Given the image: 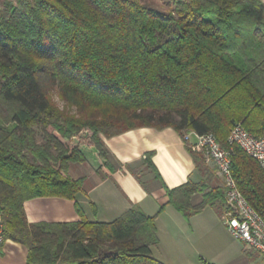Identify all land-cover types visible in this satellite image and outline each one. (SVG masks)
Segmentation results:
<instances>
[{
	"label": "trees",
	"instance_id": "trees-1",
	"mask_svg": "<svg viewBox=\"0 0 264 264\" xmlns=\"http://www.w3.org/2000/svg\"><path fill=\"white\" fill-rule=\"evenodd\" d=\"M173 5L163 14L138 0L0 2V223L26 247L27 264H164L151 253L163 207L98 223L76 203L83 179L69 166L86 162L91 147L107 163L102 137L169 127L228 148L237 124L264 135V1ZM189 151L202 172V155ZM144 164L160 179L149 156ZM231 173L264 220L257 162L234 148ZM166 195L185 219L225 205L223 187L190 180ZM49 197L74 201L80 220L28 223L24 203Z\"/></svg>",
	"mask_w": 264,
	"mask_h": 264
},
{
	"label": "crops",
	"instance_id": "crops-1",
	"mask_svg": "<svg viewBox=\"0 0 264 264\" xmlns=\"http://www.w3.org/2000/svg\"><path fill=\"white\" fill-rule=\"evenodd\" d=\"M102 141L108 151L107 163L91 147L83 149L86 162L69 166L72 178L83 179V189L77 195L76 203L87 221L110 223L135 206L151 217L163 207L155 220L158 244L151 247L153 257L160 262L196 264L198 259L205 258L204 262L208 264H262L258 254L257 259H252L248 254L249 249L222 226L221 231L230 237L231 243L238 250L237 261L232 259L237 250L231 251L220 246L215 229L222 223V207L216 211L215 207L208 206L200 213L185 219L174 207L167 204L166 189H174L189 180L208 188L222 187L219 181L221 179L212 165L205 164L202 172L197 170L188 144L178 132L169 127H143L110 138L102 137ZM191 141H194L193 137ZM147 156L160 179L145 166L144 160ZM200 200L201 196L198 194L191 199L193 204ZM208 209L214 214L207 212ZM24 211L28 223H70L80 220L74 201L56 197L26 201ZM206 220H210L211 224H207ZM205 228L208 231L207 245L212 248L215 245V249L204 255L201 243L197 242L200 247L194 248L191 256L188 255L185 251L187 244L194 247L196 237H193L197 235L200 239L201 230L205 231ZM0 264H27L26 247L7 240L0 247Z\"/></svg>",
	"mask_w": 264,
	"mask_h": 264
},
{
	"label": "built area",
	"instance_id": "built-area-1",
	"mask_svg": "<svg viewBox=\"0 0 264 264\" xmlns=\"http://www.w3.org/2000/svg\"><path fill=\"white\" fill-rule=\"evenodd\" d=\"M183 141L192 152L202 155L205 163L215 168L223 182L227 211L222 222L226 230L234 239L256 252L264 264V220L238 190L231 173L234 148L255 160L264 173V135L255 137L237 124L227 137L228 148L221 146L212 134L198 135L191 131L183 136ZM3 229L0 223V247L7 241Z\"/></svg>",
	"mask_w": 264,
	"mask_h": 264
},
{
	"label": "rangeland",
	"instance_id": "rangeland-1",
	"mask_svg": "<svg viewBox=\"0 0 264 264\" xmlns=\"http://www.w3.org/2000/svg\"><path fill=\"white\" fill-rule=\"evenodd\" d=\"M3 1H4V0H0V2H3ZM138 1H139L141 4H144V5L148 6V7H150L151 9H154L155 11L160 12V13H163V14H166V13L171 12L172 9L174 8L173 0H138ZM263 1H264V0H263ZM52 100H53V102H54V103H55L60 109H62V108L64 107V103H63L61 100H59V98L57 97L56 94H54V95L52 96ZM203 160H204V159H203ZM204 164L208 165L207 163H204ZM219 181H220V183H221L220 185L223 187V182H222V180H219ZM223 190H224V188H223ZM224 202H225V201H224ZM224 204H225V203H224ZM215 210H216V211H219V206L216 207ZM222 211H223V214H224L225 211H227V207H226V205H224V206L222 207ZM207 212H209V213L212 212V214H214V212H213L211 209H208ZM223 214H222V216H223ZM212 218H213V217H212ZM213 220L215 221L214 218H213ZM206 221H207V224L210 222V220H206ZM210 224H211V222H210ZM214 225L216 226L215 222H214ZM207 226H208V225H207ZM221 226H222V228L226 231L223 222L221 223V225H220V224L218 225V229H215V232H216V233H215V236H216V238L218 239L220 246H224L225 248H228V249H230L231 251H236L237 248L234 247V245L231 243V239H230V237H229L227 234H224V233L221 231V228H220ZM219 228H220V229H219ZM210 231H211V230H210ZM205 232H207V233H205ZM201 233H202V235H201V238H200V239L198 238L197 235H195V236L193 237V238L196 237V245H195L194 247L191 246L190 244H187V247H186L185 251H186V253H187L188 255L191 256V254H192L193 251H194V248H199L200 245L202 246V247H201V251L203 250L202 253H204V255H208L209 252H211L213 249H215V245H213V248L207 245V242H206V240H207V234H208L207 228H205V231H202V230H201ZM199 237H200V236H199ZM197 242H199V243H201V244L198 245L199 243H197ZM234 248H236V249H234ZM248 254L252 257V259H257V258H258L257 253L254 252V251H252V250H250V249L248 250ZM231 257H233V253H231ZM238 257H239V254H238V250H237L236 255H235L232 259L235 260V261H237ZM204 259H205V258H203V259H198L197 262H195V261H194V262H195L196 264H204V263H203V262L205 261Z\"/></svg>",
	"mask_w": 264,
	"mask_h": 264
}]
</instances>
